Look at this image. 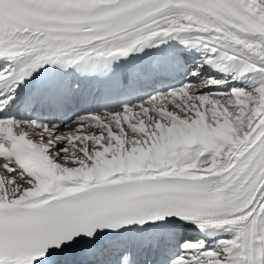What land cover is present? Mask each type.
<instances>
[{"label": "snow or ice", "instance_id": "snow-or-ice-1", "mask_svg": "<svg viewBox=\"0 0 264 264\" xmlns=\"http://www.w3.org/2000/svg\"><path fill=\"white\" fill-rule=\"evenodd\" d=\"M0 264H264V0H0Z\"/></svg>", "mask_w": 264, "mask_h": 264}]
</instances>
